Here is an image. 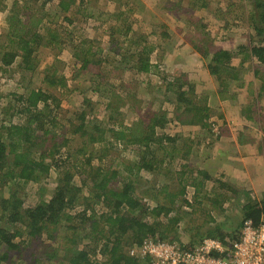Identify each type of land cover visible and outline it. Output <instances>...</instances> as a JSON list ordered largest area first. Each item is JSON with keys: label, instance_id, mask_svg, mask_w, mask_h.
<instances>
[{"label": "trees", "instance_id": "obj_1", "mask_svg": "<svg viewBox=\"0 0 264 264\" xmlns=\"http://www.w3.org/2000/svg\"><path fill=\"white\" fill-rule=\"evenodd\" d=\"M22 1L20 3L14 0L9 5L7 0H0L1 12L7 13L4 31L0 33V74H10L9 78L13 75L19 77L15 79L19 90L10 95L12 103L5 102L0 94V264L29 263L26 255L28 249L30 256L36 257V263L54 264L50 259H57L60 255L58 249L49 243L56 244L60 239L65 244V254L58 264H150L149 260L141 261L139 257L129 255V250L133 246L140 247L148 239L165 242L178 240L180 223L185 222L190 214L182 211L180 202L176 203L175 200L178 195L185 196L186 188L180 179L177 184L181 190L177 193L170 191L172 188L165 184L160 185L155 190L156 194L152 195L157 204L151 206L144 199L147 195H137L135 179L142 170L154 172L159 162L166 163L169 159V163H172L191 156L194 151L189 150L190 147L177 149V135H169L167 126L174 121L183 127L201 125L211 128V107L201 101L186 99L189 92L194 93V89L191 87L186 93V84L173 82L168 88L176 93L171 108L175 113L174 120L168 117L167 111L156 113L151 109L149 115L129 124L125 122L126 115L120 112V107L114 106L124 102L123 95L104 83L108 79L107 75L99 74L101 82L97 83L93 91L102 92L100 95L104 101L107 98V107L114 113L109 117L111 127L109 125L102 128L95 116V123L93 120L90 123L87 121L88 113L94 115L95 107L89 112L86 108L95 103L87 96V92H82L84 107L73 116L64 118L70 124V133H65L66 124L60 119L61 101L57 97V91L68 89L69 81L65 76L58 75L57 65L54 63L48 64L44 69L43 86L35 84V79L42 70L40 51L54 46L62 51L69 50L75 65H80L79 70L82 73L89 71L93 78L95 73L90 66L103 68L106 61L101 57L94 59L96 53L92 51L93 46L86 47L87 41L79 40L73 35L72 29H69L73 19L64 17L63 21L67 23L64 25L55 21L60 18L61 11L68 12L71 4H77V0H59L53 6L55 0H45L42 17L37 19L27 13L29 1ZM188 1L189 9L180 11L189 25L186 37L194 40L191 42L193 49L209 61L208 69L212 75L221 78L223 74L228 80L236 82L238 87H244L243 68L250 64L254 76L259 77L261 67H264V0H248L252 6L249 12L242 10L233 15L228 10L226 17L229 18L226 19H222L224 15L219 14V7L215 9L218 16L212 20L222 22L225 27L232 23L241 24L243 20L249 22L253 33L248 36V44L240 45L234 51L214 47L210 41V25L196 13L197 10L209 9L206 0ZM78 2L80 7L76 13L88 14L87 19L102 20L101 17L107 13H100L93 6L80 10L87 5L88 0ZM48 4H51V9L44 10ZM124 4L121 10L112 15L107 13L113 19L107 29L110 33L108 48L114 55L110 54L106 60L111 66L114 65L113 69L132 72L136 68V73L140 75L141 72L147 73L151 67L152 49H149V36L139 29L140 20ZM45 24L56 25L53 30L51 27L45 29ZM41 29L44 30L43 33ZM162 37L172 39L167 31H163ZM97 49L103 56L102 48ZM237 58H241L239 67L234 66ZM100 72H104L103 69ZM136 80L139 81L135 79V82ZM140 83H143L142 88L147 84L145 81ZM130 86L132 84L125 85L123 79L119 88L128 90ZM142 88L136 87L140 92ZM145 88L147 87L143 88L144 91ZM138 90L136 93H139ZM259 91L250 106H256L260 94L264 92V77ZM15 115L22 116V123L13 122ZM247 119L255 120V117L247 115ZM222 127L214 134L215 142L223 136ZM77 137L87 140L82 141L80 147L73 152L71 144ZM127 144L142 156L134 161V165L118 170L111 164L101 163L103 156L112 150H128ZM164 144L168 147H164ZM206 144L210 145L209 142ZM96 145L97 155L91 150V146L96 148ZM156 150L163 154L159 160H155ZM96 157L99 159H95ZM53 174H57L56 185L54 189H50V199L46 200V191L41 188L39 190L43 192L38 201L26 204L21 197L24 187L28 184L40 186L53 177ZM203 175L204 180L197 179L191 185L195 190V203L203 190L204 182L213 178L209 171ZM225 184H220V188H226L228 193H238L232 186ZM221 195L229 198L227 193ZM160 197L164 198L163 203L159 202ZM224 201L219 202L221 213L225 212L222 209ZM182 202L190 207L194 205L186 198ZM237 206L238 212H241L237 215L241 217L237 226L222 229L223 224H218L200 234L198 232L201 229L197 228V236L191 237L189 245L179 244L192 251L204 239L211 238L221 241L227 248L240 240L246 221L250 220L257 227L264 226V199L259 201L247 197ZM188 225L185 233L192 234L194 228ZM37 254H41L40 259Z\"/></svg>", "mask_w": 264, "mask_h": 264}, {"label": "rangeland", "instance_id": "obj_2", "mask_svg": "<svg viewBox=\"0 0 264 264\" xmlns=\"http://www.w3.org/2000/svg\"><path fill=\"white\" fill-rule=\"evenodd\" d=\"M28 1V15L29 13L32 14L34 19L38 17L41 18L45 0ZM13 2L14 0H7L9 5ZM18 2L22 3L23 1L18 0ZM58 2L59 0H55L52 6L53 4L57 5ZM206 2L209 4V9L197 10L196 13L205 20L206 24L210 25V41L214 44V47H221L234 51L238 46L248 44V36L253 32L250 31L252 29L247 20H243L244 22L242 21L241 24L232 23L225 27L222 22L221 24L219 21H214L212 19L218 16L216 14L218 11H215L217 7H219V14L224 15L222 19L229 18V16L226 17L228 10H230L233 15L240 13L242 10L249 12V10L252 9L249 1L206 0ZM124 3L134 12L135 18L137 17V19L140 20L139 29L143 30V34L149 36L148 43L151 45L149 49H152V51L150 50L151 67L147 73L141 72L142 74L140 75L136 73V68L134 69L135 71L132 69V72H122L117 68L113 69L114 65L111 66L106 60L110 54L114 55L108 48L110 33L107 29V23L113 20L109 18L111 17L110 15L117 10H121ZM188 3V0H88L86 3L87 5L80 10L84 11L89 9L90 6H93L99 9L101 11L100 13L107 12L110 14L107 16L106 13L104 17H101L102 20H96L87 19L88 14L86 13H76L78 7H80L77 0V4H71V8L68 12L61 11L59 15L60 18L57 19L58 21H55L64 25L67 24L63 21L64 17L73 19V23L69 26V29H72L73 35L76 38L87 41L86 47L93 46L92 51L96 53L94 59H100L101 57L106 61L104 62L103 68H93L90 66V69H94L95 78H93V74H90L89 71L82 73L79 70L80 65H75L69 50L65 49V51H62L58 46L50 48L45 47L40 51L42 70L40 75L35 79V84L42 87L45 75L44 69L48 64L53 65L54 63L57 65L58 75L65 76L68 79L69 88L63 92L57 91V97L61 101L59 110L61 114L60 119H62L63 124H66L64 128L65 133H70V124L66 122L64 118L71 117L79 110L83 109L85 92L88 93L87 96L90 97V100L95 103V105L86 108L89 112L95 107L93 112L94 115H89L87 112V121L90 123L93 120L92 122L95 123L96 121L93 117L95 116L102 128L108 127L109 125V127H111L112 122L109 121V117L114 113L107 107V98L106 101H104V98L100 95L102 92L95 93L93 91L97 83L101 82L99 74H104V76L107 75L108 79L104 83L123 95L124 102L122 104H115L114 106L120 107V112L126 115L125 122L129 124H131L133 120L136 121L137 118L139 119L140 117L149 115V110L151 109V111L156 113L167 111L169 112L168 117L174 120L175 113L171 108H173V98H175L176 93L168 88V85L173 82L186 84L184 88L186 93L189 91V88L192 87L194 89V93L189 92L186 99H193L195 102L201 101L207 103L209 107H211L212 115L209 119L211 128H204L201 125L183 127L178 124L179 122L175 123L174 121H172V125L167 126L168 128L166 131L169 135H177V149L180 150V148L184 147L188 149V147H190L189 150L191 149L194 151L191 156L186 159H177L172 163H169V159L166 160L167 162L165 161L166 163L159 162L158 165L155 166L154 172L142 170L135 179L137 195H147L144 199L151 206H156L157 204L155 199L152 198V195H154V193L156 194L155 190H158L160 185L165 184V186L172 188L170 191L177 193L181 190L178 186L179 184H177V180H182L181 184H185L186 194L185 196L178 195L175 201L176 203L180 202L179 205L182 206V211L190 215L185 222L180 223L181 228L179 227L178 240L175 242L185 245L190 244L191 237L197 236V231H195L197 228L201 229L198 232V234H200L218 224H223L221 227L222 229H226L232 225L237 226L241 219V217L237 216L241 214L240 211L238 212L239 207L237 205L247 199V197L259 199V201L264 199V149L261 150V147L264 148V92L260 94L257 105L250 106V103L254 102L253 99L257 98L260 93L259 88L262 85V78L264 77V67H261V74L257 77L254 76L253 71L250 70L251 65L246 64L243 68V74L245 75L242 82L245 83L244 87H238L236 82L228 80L223 74L221 78L213 76L208 69L209 61L193 49L191 42H194V40L186 37L189 25L185 15L183 14L181 16L180 11H187V9H189ZM50 5L51 4L45 6L44 10L51 9ZM141 6L143 7L140 8ZM6 16V11L1 12L0 10V33L4 31ZM56 24L53 26L45 24L44 27L45 29L47 27L53 29ZM155 30H157L156 33ZM43 31L44 30L41 29L42 33ZM163 31H167V33L172 36V39L169 40L162 37ZM98 47L102 48L104 51L103 56L100 55L101 52L97 49ZM116 55L118 56L117 53ZM90 60L93 61V59ZM240 61L241 58H237L234 61V66L239 67ZM255 64L257 63L255 62ZM100 69H103L104 72H100ZM9 76L10 74H0V94L5 98V102L12 103L10 95L18 92L19 88L15 79H19V77L13 75L12 78H9ZM123 79L125 80V85L132 84L128 90L119 88V86L122 85ZM135 79H139V81L136 80V83ZM143 81L147 83L143 85V88L145 86L147 87L145 91L142 88L143 83H140ZM136 87L142 88V91L140 92ZM137 90L139 93H136ZM17 115L12 118L13 122L15 124L22 123V116ZM247 115L254 116L255 120L246 121ZM92 124H90L91 127L93 126ZM221 126H223L222 128H224V130L231 128L234 132L237 127L242 128L239 132L244 135V137L242 135L240 137L238 136L239 139L238 137H234L235 150L232 148V151L221 153L222 155L218 154L215 149V145L218 143L214 140V134H216ZM250 131L255 133V138L250 134ZM82 139L87 140L86 138ZM84 140L77 137L71 144L72 151L75 152ZM208 142L210 143L209 146L206 144ZM229 142L232 143V141ZM258 143L259 145H257ZM127 145L129 146L128 150H112L108 152L103 156L101 163L106 165L111 164L118 170H125L128 165H134V161H138L142 156L136 151L134 152L132 146L129 144ZM94 146H91V150L97 155V145L96 148ZM163 146L168 147L167 144ZM157 148L159 149V147ZM99 155L100 154H98V156ZM162 155V153L159 154L156 150L155 160L161 159ZM195 155H198V157ZM210 155L211 157L207 158V156ZM95 159L98 160L99 158L96 157ZM208 171L213 174V178L204 182L205 185L202 188L203 190L198 194L199 198L195 203V190L191 185L193 182H196L197 179L201 181L204 180L203 173ZM180 173L181 175H179ZM56 176L57 174H53V177L43 182L40 186H36L35 184L26 185L21 192V197H23L26 204H34L38 201L43 192L39 190L41 188L46 191L44 192L45 198L49 200L51 196L50 189H54L56 185ZM223 183H226L225 185H229L230 187L232 186L238 193H228L226 188H220V184ZM225 193H227L229 197H225L228 199L227 201H224L223 199L225 198L221 195H225ZM185 198L190 203L192 202L194 204L193 207L182 202ZM220 201L225 202L222 206V209L225 211L224 213H221L219 210ZM159 202L163 203L164 198L160 197ZM186 225H191L190 227L194 228L192 234L185 233V229L187 228ZM19 240L21 239H17V241ZM49 244L59 251L60 256H58L57 259H50L54 264H58L62 255L65 254V244L61 239L59 242H56V244ZM135 247L136 246H133L129 250V255H131V251ZM28 250L26 255L30 262L27 264H46L44 262L36 263V257L30 256L31 254ZM41 254H43V251ZM41 254H37V258L40 259ZM146 260L142 259L141 261Z\"/></svg>", "mask_w": 264, "mask_h": 264}, {"label": "built area", "instance_id": "obj_3", "mask_svg": "<svg viewBox=\"0 0 264 264\" xmlns=\"http://www.w3.org/2000/svg\"><path fill=\"white\" fill-rule=\"evenodd\" d=\"M189 251L177 242L146 240L131 256L149 259L150 264H264V226L244 224L242 236L225 248L217 239H204ZM216 252V253H215Z\"/></svg>", "mask_w": 264, "mask_h": 264}, {"label": "crops", "instance_id": "obj_4", "mask_svg": "<svg viewBox=\"0 0 264 264\" xmlns=\"http://www.w3.org/2000/svg\"><path fill=\"white\" fill-rule=\"evenodd\" d=\"M112 23V21H110V22H108L107 24L109 25V24H111ZM257 102H259V98H258V100H257ZM246 121H251L250 119H245ZM254 121V120H253ZM242 128H239V127H237L236 128V130H235V132L234 131H232V129L230 128V129H228L227 128V130H223V132H222V138L220 139V140H218V141H216V143H218V144H216L215 145V149L217 150V152H218V154H223V153H226L227 151L229 152V151H232L231 149L233 148L234 150H235V145H234V137H240L241 135H242V133H240L239 132V130H241ZM250 134L254 137V132L253 131H250ZM233 137V138H232ZM239 137H238V139H239ZM243 137H244V135H243ZM255 138V137H254ZM231 139V140H230ZM229 141H232V143H230ZM220 142H221V144H220ZM251 142H254V141H251ZM250 142V143H251ZM255 143V142H254ZM257 145H259V143L257 144ZM233 146V147H232ZM247 147H249V146H247ZM262 149H264L263 147H261V150ZM221 154V155H222ZM217 155V154H216ZM227 158V157H226ZM261 167V166H260ZM262 168V167H261ZM263 168H264V165H263ZM208 197V196H207Z\"/></svg>", "mask_w": 264, "mask_h": 264}, {"label": "clouds", "instance_id": "obj_5", "mask_svg": "<svg viewBox=\"0 0 264 264\" xmlns=\"http://www.w3.org/2000/svg\"><path fill=\"white\" fill-rule=\"evenodd\" d=\"M211 239V238H210Z\"/></svg>", "mask_w": 264, "mask_h": 264}]
</instances>
